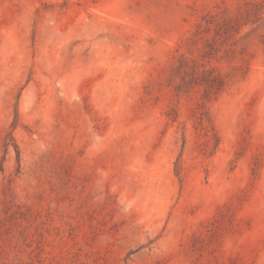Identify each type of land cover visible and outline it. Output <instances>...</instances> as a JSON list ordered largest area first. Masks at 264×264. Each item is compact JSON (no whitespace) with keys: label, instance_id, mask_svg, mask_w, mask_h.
Instances as JSON below:
<instances>
[{"label":"rangeland","instance_id":"obj_1","mask_svg":"<svg viewBox=\"0 0 264 264\" xmlns=\"http://www.w3.org/2000/svg\"><path fill=\"white\" fill-rule=\"evenodd\" d=\"M0 264H264V0H0Z\"/></svg>","mask_w":264,"mask_h":264}]
</instances>
